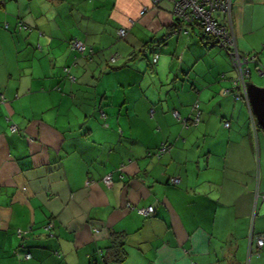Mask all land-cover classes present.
<instances>
[{"label": "crops", "instance_id": "1", "mask_svg": "<svg viewBox=\"0 0 264 264\" xmlns=\"http://www.w3.org/2000/svg\"><path fill=\"white\" fill-rule=\"evenodd\" d=\"M171 8L0 0V264H264V143L220 93L226 54L175 30ZM230 17L238 52L258 54L248 82L264 85V0H231ZM194 102L204 125L184 129L174 113Z\"/></svg>", "mask_w": 264, "mask_h": 264}, {"label": "built area", "instance_id": "2", "mask_svg": "<svg viewBox=\"0 0 264 264\" xmlns=\"http://www.w3.org/2000/svg\"><path fill=\"white\" fill-rule=\"evenodd\" d=\"M161 0H150L152 6H157ZM172 1V15L174 19L179 20L180 23H192V22H200L203 26V29L209 35L215 36L219 46L227 47L230 49L229 56L231 59L232 66L235 71V77L232 81V86L230 87L231 90L234 91V95L237 99L242 95L244 98V102L249 107L247 93H246V86L245 83L247 82V78L249 77V63H256V60L252 56L243 55L235 48L234 38L232 32L230 31V8H231V0H171ZM147 8L144 7L141 11L143 13L146 11ZM220 11L222 13L221 19L219 21V17L215 16L213 13ZM25 27V26H24ZM118 35L123 37L125 34V29L120 28L118 29ZM71 47L73 49L82 52L85 48L84 44L77 40L73 39L71 41ZM158 58V54L154 53L152 56V60L155 62ZM111 61L115 60V55H113L110 59ZM258 72H263L262 68L257 67ZM70 78L73 77L70 75ZM223 94H228L229 90L224 89L222 91ZM1 96V95H0ZM2 99V97H0ZM153 110H150V114ZM192 117L190 119H181L177 116V112L174 113V116L181 121L183 126H187L190 122L191 124H196L200 120V110L199 105L197 102L192 104ZM251 119H253L251 115ZM255 122V121H254ZM252 120V123L254 125ZM228 123L224 122V126L227 127ZM12 131L16 130L15 125H10L9 127ZM168 150V146L162 144L156 151L155 156L161 155L164 151ZM170 182L172 184L178 183V179L176 177H171ZM102 182L105 186L111 185V177L110 175H105L102 178ZM262 198L264 199V194H262ZM129 208L132 206L129 204ZM154 211V207L148 206L146 208H136V213L141 216H148L151 215ZM50 225V224H49ZM17 234L21 236L25 233L23 230H17ZM264 236L259 235L255 240V245L258 250L261 249L263 246ZM27 256V255H24Z\"/></svg>", "mask_w": 264, "mask_h": 264}, {"label": "trees", "instance_id": "3", "mask_svg": "<svg viewBox=\"0 0 264 264\" xmlns=\"http://www.w3.org/2000/svg\"><path fill=\"white\" fill-rule=\"evenodd\" d=\"M214 14V13H213ZM215 16H218L219 17V21L221 22L222 21V19H221V15H222V13L220 12V11H217L216 12V14H214ZM174 27L173 28H176L175 30H178V32H181V33H187V30H186V27H192L193 29L194 28H196V30H197V32H198V35L200 36V38L203 40V43H204V46L205 47H209V46H212V45H215V46H217V47H219L225 54H226V56H227V58L229 59L228 61H229V63H230V65H231V68H232V70H233V74L235 73V71H234V68H233V66H232V63H231V59H230V56H229V53L228 52H230V49L229 48H227V47H222V46H219L218 45V42H217V39H216V37L215 36H212V35H209L208 33H206L205 32V30L203 29V26L200 24V22H198V21H196V22H192V23H180L179 22V20H177V19H174V25H173ZM73 39H71L70 41H69V46H70V48L73 50V51H75V52H77L78 54H83L84 53V51H86V50H91V49H86V46H85V44L81 41V40H79V41H81L83 44H84V46H85V48H84V50H83V53L82 52H79L78 50H76V49H73L72 47H71V41H72ZM145 45H148L147 43L145 44ZM150 48H151V65H154L155 63H156V61L154 62L153 60H152V56H153V54L154 53H156V45H151L150 46ZM157 54V53H156ZM242 54V53H241ZM88 55H89V53H88ZM243 55H248L249 57L250 56H252L255 60H256V63L254 64V63H249L247 66H248V69H249V65H255V66H258L259 65V61H258V54L257 53H252V54H243ZM110 62V61H109ZM110 63H112V64H114V62H110ZM64 70V73H65V77H67L68 79H71L70 78V73H69V69L68 68H64L63 69ZM263 71V70H262ZM264 72V71H263ZM72 76V75H71ZM233 78H234V76L230 79V81H233ZM232 86V85H231ZM231 86H229V87H226V88H223V89H221V91H220V93H221V95H223V96H230L234 101H241V102H243L244 103V98H243V96L241 95L240 97H239V99H237L236 97H235V95L233 94L234 93V91L235 90H231L230 89V87ZM224 89H228L229 90V93L228 94H223L222 93V91L224 90ZM153 110V109H152ZM188 119H190L189 117H188ZM225 122H227V121H225ZM190 123V122H189ZM228 123V122H227ZM191 124V123H190ZM229 124V123H228ZM227 127H228V125H227ZM149 216V215H148ZM147 217V216H146ZM48 225V224H47ZM264 243V242H263ZM20 246H22V245H20ZM254 253H256V254H258L259 253V250L256 248V245H255V252ZM121 255H123V252L121 251Z\"/></svg>", "mask_w": 264, "mask_h": 264}, {"label": "water", "instance_id": "4", "mask_svg": "<svg viewBox=\"0 0 264 264\" xmlns=\"http://www.w3.org/2000/svg\"><path fill=\"white\" fill-rule=\"evenodd\" d=\"M245 86L253 118L264 133V87L258 88L248 81Z\"/></svg>", "mask_w": 264, "mask_h": 264}, {"label": "rangeland", "instance_id": "5", "mask_svg": "<svg viewBox=\"0 0 264 264\" xmlns=\"http://www.w3.org/2000/svg\"><path fill=\"white\" fill-rule=\"evenodd\" d=\"M162 1H163V2H169V3H170V6L172 5V1H171V0H161L160 3H161ZM150 5H152L151 2H150ZM152 7H155V6L153 5ZM171 12H172V10H171ZM214 14H216V12H214ZM22 29H25V27L22 26ZM82 53H83V51H82ZM158 55H159V54H158ZM160 55H161V54H160ZM259 55H260V54H259ZM111 57H112V56H111ZM111 57H110V58L108 57V58H109V61H110V62H114V61H111V60H110ZM254 64H255V63H254ZM251 65H252V64H251ZM251 65H250V66H251ZM261 66H262V64H261ZM258 73L260 74V76H257V78H259V79H264L263 72H262V73H261V72H258ZM262 75H263V76H262ZM233 76L235 77V73H234ZM148 77H149V76H148ZM246 81H249V77L247 78ZM155 82H156V81H155ZM263 82H264V80H260V81L255 80V83H263ZM252 84H253L254 86L258 87V88H263V87H264V85H255L254 83H252ZM231 85H232V81H229V85H228V86H225L224 88L229 87V86H231ZM222 89H223V88H222ZM192 114H194V113L192 112ZM192 114L189 116V118L192 117ZM149 115H150V114H149ZM174 118H175V117H174ZM199 118H200V120L197 122V124L200 122L201 125H204V121H205V120H203L202 113H201V115H200ZM179 124H180V125L182 126V128H184V129H185V128H186V129L188 128L187 126H183L182 123H180V122H179ZM197 124H195V125H197ZM255 124H256V125H254V128H255V129L257 128L258 131H259V132H258V135H259L260 141H263V143H264V138H263V136H262V134H261V132H260L261 129H260L259 125H258L256 122H255ZM190 125H191L192 127L195 126L194 124H190ZM104 126H107V125L104 124ZM117 128H118V127H117ZM259 129H260V130H259ZM117 130H118L117 132H118L119 136L121 137V133H119L120 128H118ZM261 131H262V130H261ZM118 134H117V135H118ZM203 138H205L206 141H207V140L209 139V136H207V134L201 133L200 136H199V139H201V142H202V139H203ZM180 143H182V140H181ZM169 145H170V144H169ZM179 145H181V144H179ZM184 145H188V143H184ZM201 145H204V148L202 149V150H204V149H206V145H208V144H207V143H201ZM207 147H208V146H207ZM158 148H159V147H158ZM205 151H206V150H205ZM205 154H206V153H205ZM159 156H160V155H159ZM148 206H150V205H147V206H144V207H136V208H146V207H148ZM153 212H154V211H153ZM153 212H152V214H153ZM140 216H141V215H140ZM143 217H145V216H143ZM49 226H51V225H49V224L46 225L47 228H48ZM262 247H263V246H262ZM262 247H261V248H262Z\"/></svg>", "mask_w": 264, "mask_h": 264}, {"label": "bare ground", "instance_id": "6", "mask_svg": "<svg viewBox=\"0 0 264 264\" xmlns=\"http://www.w3.org/2000/svg\"><path fill=\"white\" fill-rule=\"evenodd\" d=\"M263 242H264V240H263Z\"/></svg>", "mask_w": 264, "mask_h": 264}]
</instances>
